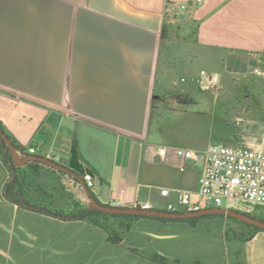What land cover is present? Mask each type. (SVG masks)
Segmentation results:
<instances>
[{"label":"crops","instance_id":"crops-1","mask_svg":"<svg viewBox=\"0 0 264 264\" xmlns=\"http://www.w3.org/2000/svg\"><path fill=\"white\" fill-rule=\"evenodd\" d=\"M168 1L192 0H0V121L27 155H58L95 180L46 163L34 197L91 205L88 188L103 204L168 211L184 191L198 201L202 167L159 147L264 149V0L190 3L173 22ZM203 70L219 74L218 90L191 80ZM8 176L0 158V264H164L132 248L182 264H264V231L230 252L223 218H140L115 244L84 220L9 202Z\"/></svg>","mask_w":264,"mask_h":264},{"label":"built area","instance_id":"built-area-1","mask_svg":"<svg viewBox=\"0 0 264 264\" xmlns=\"http://www.w3.org/2000/svg\"><path fill=\"white\" fill-rule=\"evenodd\" d=\"M202 2L203 0L168 1L166 5L168 21L173 22L184 15L190 3L201 4ZM255 72L259 75L263 74L258 69ZM191 80L208 90L217 89L220 85L219 74L205 70ZM180 81L186 83L188 78L181 77ZM170 149L180 157L199 163L202 171L199 180L198 201L191 203L190 193L184 191L179 195L177 202L168 204V211H197L206 207L233 208V203H247L251 206V211L264 206L263 148H253L244 143L215 142L205 149L163 145L159 147V152L165 154ZM28 150L30 153L36 151L34 146H30ZM46 158L61 164V157L58 155L48 153ZM84 180L88 186L94 185L95 180L92 174L87 173ZM167 193V189L162 190V194L166 195ZM111 206H118V203L114 201ZM140 208L151 209L148 203L142 204Z\"/></svg>","mask_w":264,"mask_h":264},{"label":"trees","instance_id":"trees-1","mask_svg":"<svg viewBox=\"0 0 264 264\" xmlns=\"http://www.w3.org/2000/svg\"><path fill=\"white\" fill-rule=\"evenodd\" d=\"M167 24L164 25L166 28ZM0 126L3 131L12 141L15 150L17 151L19 157H27L26 149L18 144L16 139L10 134L6 129L4 124L0 121ZM0 158L4 165H6L9 176L3 186V196L6 200L11 203L18 205L24 209L39 212L49 216H53L62 220H84L90 224L100 227L107 234V240L111 243L119 244L124 241L126 234L130 231L134 223L140 218H152L159 219L161 221H184L188 222L190 225H196L198 222L204 219L210 218H224L227 221V226L224 232V239L226 244L229 242L238 241L245 243L251 240L258 232L264 231V229L255 226L254 224L246 223L242 220L236 219L234 217L217 214L208 213L201 216L189 217L185 219L178 218H160L154 216H145L129 213H116L101 211L94 208L92 205H83L79 202L73 201L66 208H55L53 207L52 201L49 200L48 194L44 191L39 190V197L36 198L32 195L30 188L31 182H33L39 174L40 170L47 164L40 160H30L25 161V158L21 159L25 164L20 165L19 160L16 161L8 144L0 137ZM55 171H59L53 168ZM34 176V178H32ZM89 188L90 186L87 185ZM37 191V189H35ZM42 194L44 199L42 200ZM140 208V207H139ZM240 211V210H238ZM249 215V212L242 211ZM254 217L260 218L256 215ZM132 251L144 255L154 261L164 263V264H182L179 259H170L164 255L151 254L146 255L139 252L137 249ZM228 256L229 253H228ZM191 264H198L191 263ZM230 264H239L238 262Z\"/></svg>","mask_w":264,"mask_h":264},{"label":"water","instance_id":"water-1","mask_svg":"<svg viewBox=\"0 0 264 264\" xmlns=\"http://www.w3.org/2000/svg\"><path fill=\"white\" fill-rule=\"evenodd\" d=\"M0 137L8 144L11 151L13 152V155L15 157L16 161H21L17 151L15 150V147L10 140V138L6 135V133L3 131L2 127L0 126ZM28 159H37L41 160L48 165L63 171L65 173H68L70 175H73L77 177L80 181L84 182V179L82 176H80L75 171L71 170L69 167L62 165L60 163H57L53 160L47 159L46 157L41 156H35V155H27L25 161ZM23 162V161H21ZM88 193L91 197L92 206L98 210L101 211H107V212H116V213H129V214H137V215H145V216H154V217H160V218H178V219H185L189 217H195V216H201L208 213H217V214H223L228 215L231 217H234L236 219L242 220L249 224H254L255 226H258L262 229H264V220L254 217L252 215H249L247 213H244L242 211H238L234 208H225V207H206L201 210L197 211H187V212H171L167 210H159V209H143L139 207H119V206H111L107 204L100 203L94 196H92L90 190L87 188Z\"/></svg>","mask_w":264,"mask_h":264},{"label":"rangeland","instance_id":"rangeland-1","mask_svg":"<svg viewBox=\"0 0 264 264\" xmlns=\"http://www.w3.org/2000/svg\"><path fill=\"white\" fill-rule=\"evenodd\" d=\"M219 88H220V85H219V87L217 89H210V90H218ZM255 99L256 100L257 99L260 100L261 98L258 97V98H254V100ZM232 207L237 209V210H240V211L249 212L252 215H256L258 213V216L261 217V218H262V216H261L262 210H264V206H262V207H257L255 212L251 211V206H249L247 203H239V204H236V203L234 204L233 203ZM226 226H227V221H224V229H226ZM228 248H229V250L231 252V250H232V243L231 242L228 243Z\"/></svg>","mask_w":264,"mask_h":264}]
</instances>
